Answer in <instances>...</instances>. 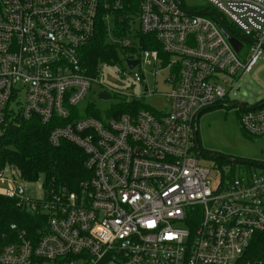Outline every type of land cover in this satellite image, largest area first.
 Instances as JSON below:
<instances>
[{
    "label": "built area",
    "instance_id": "built-area-1",
    "mask_svg": "<svg viewBox=\"0 0 264 264\" xmlns=\"http://www.w3.org/2000/svg\"><path fill=\"white\" fill-rule=\"evenodd\" d=\"M203 1L246 39L238 52L211 17L179 0H0V133L36 120L49 128L51 147L79 149L89 172L77 191L40 185L37 200L25 195L16 169L0 165V196L46 217L37 237L9 226L0 264H264L245 258L264 232V165H242V173L215 186L197 159L199 116L219 106L230 80L249 73L264 52V0ZM100 21L111 44L129 51L125 65L136 60L140 68L127 67L121 78L142 96L119 103L159 96L166 110L129 106L108 117L115 105L102 114L89 104L87 116H79L77 106L101 73L98 67L91 75L81 60ZM134 24L166 61L140 41L136 54L125 38ZM141 66H153L152 76L166 70L168 92L150 91ZM234 105L243 132L264 136V99Z\"/></svg>",
    "mask_w": 264,
    "mask_h": 264
},
{
    "label": "rangeland",
    "instance_id": "rangeland-1",
    "mask_svg": "<svg viewBox=\"0 0 264 264\" xmlns=\"http://www.w3.org/2000/svg\"><path fill=\"white\" fill-rule=\"evenodd\" d=\"M179 1L185 8L190 10H202L206 6L203 0ZM136 29L135 24L131 25L130 32L125 34V38L132 42L135 52L138 51L139 46V37ZM108 31L112 37L114 34V23H110ZM117 41L120 42V40ZM108 42L111 43L109 39ZM244 45V49L238 56L242 61L246 60L245 53L248 52L249 48L248 43H244ZM136 54H139V52H136ZM126 56L118 49V60L114 65L111 66L104 63L99 65L101 73L97 77L98 84L92 87L88 96L77 106V111L81 118L87 116L89 104L94 105L97 110L104 114L124 98L142 96L141 89L137 86L131 87L128 79L121 78L122 72H129L124 60ZM139 69L136 67L134 70L139 71ZM141 70L146 76V84L150 91L155 90L157 93L168 92L169 87L165 84V79H167L169 74L166 70L155 76L150 74V71L152 73L155 72L153 66H141ZM230 82L234 83V85L227 93L225 100L219 106L202 113L197 122L198 143L201 151L205 153V155L199 154L197 159L201 166L210 169L211 180L215 186L245 170L242 165L228 163L226 161L227 158L233 161H247L253 162L255 165H264V136L254 137L243 132L239 124L240 112L237 105H234L243 103L252 106L264 99V52L249 73H245L237 79H231ZM104 91L111 94L112 98L110 100L97 99V95ZM141 104L143 107L156 111L167 109L163 98L159 96L143 99ZM251 169L255 170L257 168ZM24 185L25 195L29 198L39 200L43 197V192L38 189L41 182L25 183Z\"/></svg>",
    "mask_w": 264,
    "mask_h": 264
},
{
    "label": "trees",
    "instance_id": "trees-1",
    "mask_svg": "<svg viewBox=\"0 0 264 264\" xmlns=\"http://www.w3.org/2000/svg\"><path fill=\"white\" fill-rule=\"evenodd\" d=\"M202 10L216 12L208 5ZM202 16L210 18L208 15ZM224 23L230 34H239L227 21L224 20ZM118 28L119 26L116 27V29ZM120 30L123 31L122 28ZM139 41L143 49L156 50L165 61L167 60L168 57L163 56L159 44L154 39L139 37ZM118 49L124 55L129 52L108 42L106 26L100 21L93 40L81 53L82 64L91 75H95L100 64L114 65L118 60ZM129 106L136 109L142 105L134 103ZM129 106L124 103L113 106L108 117H115L126 112L129 110ZM90 116L100 118L99 113L91 108ZM48 135L49 128L42 126L36 120L19 121L18 126L9 125L6 127L0 133L1 167L6 165L16 169L25 183L41 182V187L45 192L61 188L68 192L77 191L79 184L89 178V172L83 166L84 155L75 146L66 142H62L57 148L51 147L48 143ZM45 219L44 215L32 216L17 209L15 201L0 196V243L8 242L5 237L9 238L11 235L9 230L11 224H16L19 229L25 230L29 238L39 236L38 232H40ZM245 258L250 261H264V232L254 236Z\"/></svg>",
    "mask_w": 264,
    "mask_h": 264
},
{
    "label": "water",
    "instance_id": "water-1",
    "mask_svg": "<svg viewBox=\"0 0 264 264\" xmlns=\"http://www.w3.org/2000/svg\"><path fill=\"white\" fill-rule=\"evenodd\" d=\"M178 1V0H177ZM188 14H192L191 11L187 10L186 11ZM197 14L199 15H208L209 17L212 18V20L217 24V26L220 28L222 34L224 35V37L227 39V41L230 43V45L233 47V49L235 50V52H238L240 49H241V41H246L245 38H243L242 36L240 35H232L230 34L229 32V29L228 27L225 25L223 19L215 12H212V11H206V10H199L198 12H196ZM126 65L127 67L132 70L134 69L137 65H138V61H127L126 62ZM97 99L98 100H105V101H108L111 99V96L109 95L108 92L104 91V92H100L98 95H97ZM199 148V153L200 155H205V153L203 151H201L200 147L198 146ZM227 162H230V163H236V164H239V165H253L252 162H247V161H233V160H230L229 158L226 159ZM19 194L22 193V190L19 189L18 191Z\"/></svg>",
    "mask_w": 264,
    "mask_h": 264
},
{
    "label": "flooded vegetation",
    "instance_id": "flooded-vegetation-1",
    "mask_svg": "<svg viewBox=\"0 0 264 264\" xmlns=\"http://www.w3.org/2000/svg\"><path fill=\"white\" fill-rule=\"evenodd\" d=\"M110 94V93H109ZM110 96H111V94H110ZM112 97V96H111ZM198 145H199V143H198ZM199 147H200V145H199Z\"/></svg>",
    "mask_w": 264,
    "mask_h": 264
}]
</instances>
